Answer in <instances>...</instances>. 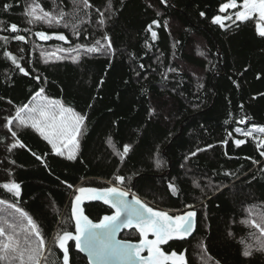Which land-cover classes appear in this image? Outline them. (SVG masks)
Masks as SVG:
<instances>
[{"label":"trees","instance_id":"1","mask_svg":"<svg viewBox=\"0 0 264 264\" xmlns=\"http://www.w3.org/2000/svg\"><path fill=\"white\" fill-rule=\"evenodd\" d=\"M29 2L0 0V5H13L6 13L0 8V21H4L0 36L9 37L7 43L0 40V137H4L0 140V182L14 178L21 183V197L16 202L38 222L48 244L52 245L58 232H74L70 218L73 190L62 181L74 188L108 187V181L115 182V175H124L132 177L125 186L151 204L175 214L191 204L197 212L194 234L169 241L162 246L165 251L183 252L187 264H264L259 253L244 257L245 245L241 243L242 239L247 242L252 231L241 223L247 209L259 211L264 206V157L251 138L238 148L227 136L232 132L233 139H243L235 128L264 125V38L256 33L255 20L228 28L214 24L212 18L222 14L219 5L227 0H168L167 4L161 0H112L113 13L104 28L97 26L99 17L93 12L77 37L62 25L27 24L23 11ZM42 3L46 9L52 6V0ZM64 3L70 4V0ZM95 4L100 7L107 0H95ZM200 12L205 15L200 16ZM153 19L160 22V27L153 26L158 33L155 41L145 31ZM165 21L167 28L163 27ZM11 23H17L21 30H4ZM41 30L63 31L69 40L42 41L34 35ZM104 32L111 37L114 49L107 55L45 63L39 52L41 46L90 43ZM17 34L24 35L25 41L11 39ZM146 40L151 47L145 46ZM6 50L23 57L20 64L31 75L20 73L4 56ZM201 51L204 56L199 55ZM169 67L178 71L168 72ZM35 75L42 79L36 81ZM41 87L45 95L88 114L76 161L56 156L30 128L18 133L27 148L7 151L6 144L12 138L3 127L5 117L14 115L15 107L27 103ZM245 116V124H240ZM224 139L229 143L221 144ZM208 144L214 147L185 161L191 151ZM124 145H131V149L121 162L116 153H122ZM29 148L40 156L48 154L44 157L47 168ZM157 160L161 161L160 168L156 167ZM226 172L236 175L226 176ZM173 178L181 189L179 196L168 190ZM193 181L200 183L204 193ZM209 184L222 187L215 191L207 187ZM0 198L12 199L2 189ZM85 211L93 220L111 214L101 202L87 203ZM122 237L139 239L136 229L125 230ZM69 245L75 264H88L74 241ZM60 255L53 248L52 259Z\"/></svg>","mask_w":264,"mask_h":264},{"label":"snow or ice","instance_id":"2","mask_svg":"<svg viewBox=\"0 0 264 264\" xmlns=\"http://www.w3.org/2000/svg\"><path fill=\"white\" fill-rule=\"evenodd\" d=\"M161 3L167 4L168 0H161ZM12 7L11 3L0 5L5 13ZM229 9L238 10L228 15H215L212 22L221 28H228L231 25L226 24L225 21L237 25V22L244 23L255 20L256 33L264 38V0H242V3L239 4L238 0H227V2L219 5L218 11L225 13ZM93 12L99 17L97 26L103 29L106 20L110 19L113 13L112 0H107V4H101L100 7H96L95 0H70V4H65L64 0H60L59 3L52 0V6L47 9L43 6L42 0H30L24 5L23 15L27 18L29 25H62L64 29H70L73 35L80 37L82 25L90 22ZM204 15V12H200V16ZM2 25H4V21H0V26ZM154 25L160 27V22L153 19L145 29L146 32L151 33L152 41L158 39V33L153 30ZM163 27H168L167 21L164 22ZM4 30L10 33H18L21 29L17 23H11L6 25ZM29 30L28 28L24 29V31ZM34 35L42 41L53 38L65 42L69 40L63 31L49 33L41 30L36 31ZM11 39L25 41L26 38L24 35L17 34L13 35ZM0 40L7 43L9 37L0 36ZM145 46L151 47L147 40ZM113 52L111 37L107 32H104L100 38L90 43H77L71 47H57L51 52L42 51L41 55L44 57L45 63L51 60L61 61L65 59L78 62L84 56L107 55ZM199 55L204 56L205 53L201 51ZM4 56L16 66L20 73L25 76L31 75L30 71L20 64L23 57L18 58L17 55L7 50L4 52ZM140 68L143 69L144 65L141 64ZM167 71L174 73L178 70L169 67ZM33 78L36 81L42 79L40 75H35ZM164 78L167 79L166 74ZM44 79L47 78L44 77ZM103 82V80L100 81L101 84ZM199 87L203 88L204 85L200 84ZM8 102L12 103L11 101ZM88 107L91 108L92 105L89 104ZM195 107H199V105ZM242 107L243 105H241ZM152 111L154 112V110ZM247 119L245 116L239 120V123L245 124ZM87 120V113L82 114L73 107L66 106L62 100L45 95V89L41 87L32 94L27 103L15 107L14 115L5 117L3 127L7 129L12 138L11 143L6 144L7 151L10 153L17 148H27L18 133L22 129L30 128L51 146V151L56 156L63 157L68 161H76L80 155L81 138L85 134ZM234 131L244 137L243 139H233V133H227L228 138L232 139L236 147L239 148L248 142V138H251L255 141L256 148L260 150V156L264 157V125L251 123L247 128L237 127ZM3 139L4 137H0V140ZM229 139H224L220 143L226 145L229 143ZM108 143L112 144L111 138H109ZM213 147L212 144L203 148L197 147L184 159L188 161L191 157H196L198 153ZM130 149L131 145H124L122 153H116L120 156L121 162ZM28 151L45 168L48 167L44 159L48 155L47 153L40 156L30 148ZM248 159L252 158L248 157ZM11 163L15 164L16 161L13 160ZM253 163L259 164L260 161L253 160ZM156 167H161V161H156ZM224 174L226 176L236 175L233 172ZM131 179V176L115 175V183L108 187L81 186L76 188L73 184L62 181L68 189L73 190V197L70 201V218L74 221V232L70 230L58 232L52 245L48 244L45 234L33 216L16 202L21 197V183L14 178L0 182V189L6 190V193L12 198L11 200L0 198V206H2L0 207V264H75L70 257L69 241H74V247L78 253L86 254L88 264H187L183 252L165 251L162 246L168 245L169 241L172 240H184L193 233L197 223V212L191 210L193 205L186 204L185 208L189 210L182 214H170L168 210L149 206L148 202L141 199L131 188L125 187L126 180ZM255 179L256 177L253 176V180ZM193 183L196 188L204 193L205 189L201 187L200 183L196 181ZM167 187L171 195L179 196L181 194V189L175 183V178L168 183ZM207 187L219 191L222 186L209 184ZM86 201H102L111 210V214H105L94 221L85 212ZM241 223L252 229L248 233L247 242L245 239L241 240V243L245 245L242 255L252 257L259 253L264 257V206L259 211L253 207L248 208L247 216ZM122 228H135L139 235L138 241L118 239L117 234ZM150 235L151 239L149 238ZM228 235L231 236L232 233L229 232ZM201 247H204L203 244ZM53 248L62 255L52 259ZM204 251L207 249L204 248ZM215 264H220V262L216 261Z\"/></svg>","mask_w":264,"mask_h":264},{"label":"water","instance_id":"3","mask_svg":"<svg viewBox=\"0 0 264 264\" xmlns=\"http://www.w3.org/2000/svg\"><path fill=\"white\" fill-rule=\"evenodd\" d=\"M84 187H92V186H84ZM132 191L134 192V190L132 189ZM138 195V194H137ZM140 198L141 199H143V200H145L144 198H142L141 196H140ZM129 199H131V196H129ZM146 202H148L147 200H145ZM92 202H101V203H103L102 201H92ZM87 203H89L88 201H86L85 202V205L87 204ZM148 204H149V206H152V207H156L157 209H164V208H160V207H158V206H155V205H153V204H151L150 202H148ZM85 205H84V207H85ZM166 210V209H165ZM169 212H170V214H172L173 212H171L170 210H168ZM86 212V211H85ZM183 213V212H182ZM182 213H180V214H182ZM87 214V213H86ZM88 215V214H87ZM90 217V216H89ZM91 218V217H90ZM92 219V218H91ZM95 221V220H94ZM196 227H197V223H196ZM196 227H195V229H194V231H193V233L190 235V236H188V237H186L185 239H188V238H190L193 234H194V232H195V230H196ZM131 229H135V228H131ZM125 230H128V228H122L121 230H120V232L117 234V238L118 239H125V238H123L122 237V234H123V232L125 231ZM149 238L151 239L152 237H151V235L149 236ZM128 240H131V241H133V242H136V241H138V240H132V239H128ZM70 242V241H69ZM84 256H86V254L85 253H82ZM86 258H87V256H86Z\"/></svg>","mask_w":264,"mask_h":264},{"label":"rangeland","instance_id":"4","mask_svg":"<svg viewBox=\"0 0 264 264\" xmlns=\"http://www.w3.org/2000/svg\"><path fill=\"white\" fill-rule=\"evenodd\" d=\"M242 3V2H241ZM238 4H239V2H238ZM236 10H238V9H229V10H226V12L225 13H222V14H220V15H228V14H231V13H234ZM225 23L226 24H231V22L230 21H225ZM46 25V24H45ZM49 26V25H48ZM41 47H43V48H40V50H39V52L41 53L42 51H47V52H51V51H54L56 48H57V46H46V47H44V46H41ZM39 49V48H38ZM0 207H2V206H0ZM187 210H189V209H186L185 211H187ZM191 210H193V209H191ZM9 211H11V210H9ZM183 212V211H182ZM182 212H178V213H176V214H180V213H182Z\"/></svg>","mask_w":264,"mask_h":264},{"label":"built area","instance_id":"5","mask_svg":"<svg viewBox=\"0 0 264 264\" xmlns=\"http://www.w3.org/2000/svg\"><path fill=\"white\" fill-rule=\"evenodd\" d=\"M109 184H112V183H115V182H112V181H108ZM126 187V186H125Z\"/></svg>","mask_w":264,"mask_h":264}]
</instances>
